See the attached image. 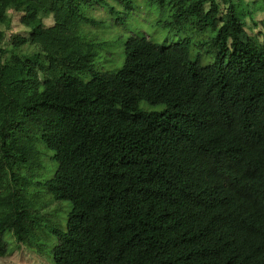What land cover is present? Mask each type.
<instances>
[{"label": "trees", "instance_id": "trees-1", "mask_svg": "<svg viewBox=\"0 0 264 264\" xmlns=\"http://www.w3.org/2000/svg\"><path fill=\"white\" fill-rule=\"evenodd\" d=\"M132 1L0 0V257L8 231L46 247L36 184L72 203L47 225L54 264H264V32L245 18L264 0H151L165 27L212 33L204 54L133 34L121 67L96 69L88 10Z\"/></svg>", "mask_w": 264, "mask_h": 264}, {"label": "rangeland", "instance_id": "rangeland-1", "mask_svg": "<svg viewBox=\"0 0 264 264\" xmlns=\"http://www.w3.org/2000/svg\"><path fill=\"white\" fill-rule=\"evenodd\" d=\"M115 10H110V5L105 7H97L88 10L90 16L98 20L100 23L97 26L84 25L90 35L97 41H107L106 46L101 51L102 57L97 58L95 65L96 69L103 71H110L121 67L125 61V41L133 34L145 35L151 37L153 41L160 44L171 43L174 41L188 40L190 45V58L196 59L204 54L205 48L201 46V42H205L212 35L210 31L200 32L191 22H187L186 25L177 29H170L163 25L164 21L171 19V11L169 8L161 9L157 4L151 0H133L128 7L125 4L111 3ZM11 14H16L11 12ZM247 28L249 32H257L262 30L264 32V14L257 11L254 14V19L257 24L254 23L245 14ZM16 17H12V23L8 21L7 37H9L15 29ZM46 24L51 25L52 20L46 19ZM28 29L24 27L22 35H26ZM41 39L46 42H51L52 39L47 35H41ZM60 62V69H68L74 62L75 57L71 59H63ZM205 62V61H204ZM59 68V67H58ZM83 81H88L92 76H80ZM142 106L147 110H161L162 105H149L148 103H142ZM40 147L45 148L41 143ZM52 154L53 151H50ZM49 172L44 173L43 179L52 177L53 173L57 169V162L55 160L46 159ZM41 179L37 178V180ZM45 180V179H44ZM29 191V197L32 199V203L36 208L33 212L37 214L41 219L39 223L38 235L40 237V243H43L47 237L48 242L45 243L44 248H32L25 246L16 241L12 232L8 231L5 235L6 240L9 242V253L0 257V264H54L52 251L50 250L54 244L58 242V238L55 233L49 231L48 224H61L63 230L66 229L69 211L72 208V203L67 200L55 201L52 195L39 185L33 184ZM34 247V245H32Z\"/></svg>", "mask_w": 264, "mask_h": 264}, {"label": "clouds", "instance_id": "clouds-1", "mask_svg": "<svg viewBox=\"0 0 264 264\" xmlns=\"http://www.w3.org/2000/svg\"><path fill=\"white\" fill-rule=\"evenodd\" d=\"M113 3V2H112Z\"/></svg>", "mask_w": 264, "mask_h": 264}]
</instances>
